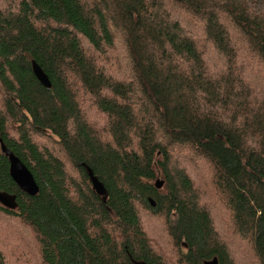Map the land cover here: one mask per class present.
<instances>
[{
	"label": "trees",
	"instance_id": "1",
	"mask_svg": "<svg viewBox=\"0 0 264 264\" xmlns=\"http://www.w3.org/2000/svg\"><path fill=\"white\" fill-rule=\"evenodd\" d=\"M0 141L39 188L22 193L0 149V191L18 203L0 216L30 230L43 264H164L138 209L165 220L178 264H234L173 165L181 151L211 169L230 229L264 264V0H0Z\"/></svg>",
	"mask_w": 264,
	"mask_h": 264
},
{
	"label": "rangeland",
	"instance_id": "2",
	"mask_svg": "<svg viewBox=\"0 0 264 264\" xmlns=\"http://www.w3.org/2000/svg\"><path fill=\"white\" fill-rule=\"evenodd\" d=\"M112 56L118 60V65L113 71L115 74H121L127 67V60L124 59L122 48L121 50L116 48ZM213 61L216 63L215 57ZM88 107L86 115L90 117V122L97 123L96 126L99 127L101 117L95 114L91 105ZM34 140L41 149L55 150L54 145H51V142L46 138L38 137ZM188 154L186 151H181L176 155L174 153L173 165L177 169L186 170L194 181L196 190L200 192L202 205L209 209L216 232L228 246L234 264H257L246 242L240 240L235 235L236 233L230 229V217L222 205L221 198L213 188V172L200 159L195 160ZM68 168L71 175L77 177L72 166L69 165ZM156 181L164 185L161 179ZM138 213L142 228L153 250L163 259L164 264H178V255L167 235L165 220L152 216L142 209H138ZM0 248L4 251L2 254L10 264H43L39 258L36 240L30 230L22 226L19 220L2 215L0 216Z\"/></svg>",
	"mask_w": 264,
	"mask_h": 264
},
{
	"label": "water",
	"instance_id": "3",
	"mask_svg": "<svg viewBox=\"0 0 264 264\" xmlns=\"http://www.w3.org/2000/svg\"><path fill=\"white\" fill-rule=\"evenodd\" d=\"M32 71L37 79V81L45 88L49 89L51 84L47 78V76L43 73V71L39 68L35 62H32ZM0 149L1 152L8 158L9 162V175L12 181L15 183L17 188L27 196H36L38 194L39 188L30 173L27 167L9 150L6 149L4 144L0 141ZM85 168L88 177L90 179L91 187L94 192L100 197H105V191L103 185L95 178L91 172V170L85 165H82ZM155 188L161 189L163 184L159 181H155ZM0 205L9 210L18 209L17 196L15 194H9L4 191H0ZM135 264H145L144 262H139ZM204 264H218L217 258H213L210 261L205 262Z\"/></svg>",
	"mask_w": 264,
	"mask_h": 264
}]
</instances>
